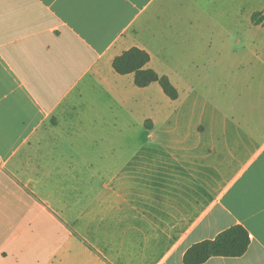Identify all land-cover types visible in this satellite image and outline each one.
<instances>
[{"label": "crops", "instance_id": "obj_1", "mask_svg": "<svg viewBox=\"0 0 264 264\" xmlns=\"http://www.w3.org/2000/svg\"><path fill=\"white\" fill-rule=\"evenodd\" d=\"M211 1L0 0V264H185L235 224L202 264H264V52L195 70ZM134 46L177 99L115 71Z\"/></svg>", "mask_w": 264, "mask_h": 264}, {"label": "rangeland", "instance_id": "obj_2", "mask_svg": "<svg viewBox=\"0 0 264 264\" xmlns=\"http://www.w3.org/2000/svg\"><path fill=\"white\" fill-rule=\"evenodd\" d=\"M237 4V0H217L216 2H210L209 15L208 18H205L208 24V32L202 41V46L206 49L209 57L207 61H203L204 64L202 63L198 67H195V70L202 72L203 69H209L208 66H215V63L219 60H247L250 56L249 52H251V48L253 49L255 46L258 49L260 48L259 51L264 52V0H256L252 10V14L254 12H261V15H258V17L263 20L257 27L259 29L256 31L247 28L246 23L248 21L243 23L235 19V5ZM243 10H245V7H243ZM246 11H250L249 5ZM197 40L198 38L192 37L184 42L185 38H181L178 45L180 48L171 49V59L173 58L174 61V58L178 57L182 60V57L186 53L185 48H189L193 44L195 45ZM168 67L170 70L175 67V63L173 65L170 64ZM210 71L212 70L209 69L207 72ZM216 75L217 72L215 70L209 74V77H215Z\"/></svg>", "mask_w": 264, "mask_h": 264}, {"label": "trees", "instance_id": "obj_3", "mask_svg": "<svg viewBox=\"0 0 264 264\" xmlns=\"http://www.w3.org/2000/svg\"><path fill=\"white\" fill-rule=\"evenodd\" d=\"M261 12H255L253 22L259 24ZM151 60L150 53L139 47H131L116 56L113 67L119 74L134 73V82L139 87H146L153 82H158L163 92L171 99L179 97V90L170 77L160 74L155 69L148 67ZM251 243V236L243 224H235L221 231L215 238L205 239L193 244L184 254L185 264H202L213 256L238 257L246 253Z\"/></svg>", "mask_w": 264, "mask_h": 264}]
</instances>
